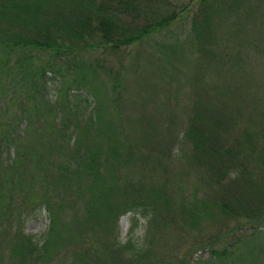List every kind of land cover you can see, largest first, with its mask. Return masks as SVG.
Listing matches in <instances>:
<instances>
[{
	"label": "trees",
	"instance_id": "trees-1",
	"mask_svg": "<svg viewBox=\"0 0 264 264\" xmlns=\"http://www.w3.org/2000/svg\"><path fill=\"white\" fill-rule=\"evenodd\" d=\"M167 1L0 0V264H259L253 240L264 232L238 227L264 223V114L240 126L239 93L261 87L264 0L169 12ZM184 17L176 37L153 41ZM147 42L158 52L146 55ZM133 95L131 143L118 123ZM160 96L181 115L162 113ZM175 143L179 177L194 176L187 192L154 174ZM40 208L37 242L23 224ZM131 211L142 235L107 240ZM202 223L213 233L201 236ZM181 242L204 243L208 259L178 252Z\"/></svg>",
	"mask_w": 264,
	"mask_h": 264
},
{
	"label": "rangeland",
	"instance_id": "rangeland-1",
	"mask_svg": "<svg viewBox=\"0 0 264 264\" xmlns=\"http://www.w3.org/2000/svg\"><path fill=\"white\" fill-rule=\"evenodd\" d=\"M189 0H168L167 6H166V11H176L179 7H181L182 5H184L185 3H187ZM193 9V3H192V7ZM187 18L184 17L180 20H176L172 23L171 26L168 27V29H164L163 31H161L159 34L154 35L153 37V41H156L158 43H163L165 40L167 39H173L174 37H176L182 30H184L187 27ZM263 41H264V37H263ZM131 49H126L123 53V61L127 62L128 58H130V55L132 54ZM135 50V49H134ZM144 51L146 53V55L152 53L153 51L158 52V46L157 45H153L152 42H147L144 45ZM127 54H128V58H127ZM97 56V53H94L93 55H87V57H85V59L87 60L89 57H91V60ZM142 64V63H141ZM260 78V84L261 87L258 89H253V90H240L241 92L239 93V96L242 99L241 105H244L243 107L240 108L241 111V120H240V126H247L249 124V122H252L253 126H260L259 124V116L261 114H264V71L261 74ZM132 89H129L128 92H126L125 96L127 98L130 97V94L132 92ZM187 88H184V91H186ZM257 96H260V100H257ZM130 101L132 102V104L129 103H125V105L122 108H125L123 110V114L120 116L119 122L118 123V127L120 126V130L122 133V139L124 140V138L126 137V133L129 132L130 128H133L134 122H133V117H135L137 115L138 109L136 108L139 104L137 103V99L134 97L133 95V99L130 98ZM159 102L161 103L160 106V110L162 113L168 114L170 111L167 112V110H171L174 109L176 114L181 115V109L179 107H175L173 105L172 101H165L161 96L159 98ZM187 102L186 98L183 96L179 97V104L183 105ZM239 104V103H238ZM121 108V109H122ZM112 110L113 108L109 109V114H112ZM148 111H150V107H148ZM167 112V113H166ZM184 119V117L182 118ZM118 122V119H117ZM166 125V120L164 118H162V120L158 123V133H159V137L158 140L159 141H163L164 140V134L162 132L165 131V126ZM176 125H174V128H176ZM181 126L177 125V133L180 132L181 130ZM180 130V131H179ZM173 134H175L173 132ZM130 137L127 139L128 142H133L134 140H136V136L135 134L132 132H129ZM125 141V140H124ZM139 141V140H137ZM126 142V141H125ZM139 144V148L137 147L138 151L143 152L144 151V147H142L143 145L140 143ZM178 145L179 143H175L173 144L170 149L168 154L166 155V157H164L161 161V165L163 166V169H161L159 166H156L155 170H154V174L156 176H160L163 177V179H165V181H169L172 180L171 182L169 181L168 183L171 185H179L182 186V188L184 189L185 192L191 190V186L193 185V181H194V176L192 174H188V176H183V178L181 179L179 177V175L182 172V168H183V162L181 160L178 159ZM135 151V154L137 156L138 151ZM166 158H168L167 160H165ZM149 166H150V162L146 163V166L141 167V171L142 173H145L147 171V173H149ZM130 170H133L132 168ZM134 173V172H133ZM141 172H138V170L135 169V174H139ZM177 177H179V180L177 179ZM133 218H136V220H133ZM47 217H46V213L43 211V209H39V211L37 209L30 211L26 217V220L24 221L23 224V230L25 233L30 234L33 236V240L40 242L41 241V236L43 235V232L45 231L46 225H47ZM141 223H143V221L141 219H139L137 213L135 211H131V212H127L124 215H120L116 221L115 224H111L109 233L107 235V237H105L107 240H116V241H125L128 238V234L129 231L130 233H132V237L136 238L142 235V231H143V226H141ZM257 223H259L258 225H256ZM261 221L257 220V221H242L239 224V227H244L248 228L247 226H252L255 227L257 226L258 229L260 231L264 232V223H262ZM232 224V223H231ZM204 224L202 223L201 226L203 227V229H200V233L201 236H204L205 234H211L213 233V230L211 227H206L203 226ZM234 227V226H232ZM231 227V228H232ZM99 232V231H98ZM195 232L192 231L191 233V238H194ZM191 242V239L189 238L187 240V242ZM253 243L255 244L254 248H253V252H255L258 255V263L259 264H264V240H253ZM186 251L188 254H191L193 256V259H196L198 257H202V259L207 260L209 257V250L206 247V245L203 243H194L192 245V247H188V243L181 242L178 246V252H184ZM70 253V251H67L63 254V258L65 256H68ZM51 264H61L60 258L56 259L55 261H53Z\"/></svg>",
	"mask_w": 264,
	"mask_h": 264
}]
</instances>
